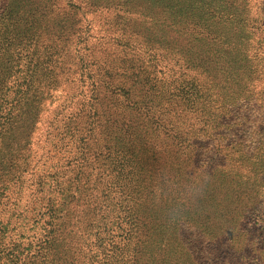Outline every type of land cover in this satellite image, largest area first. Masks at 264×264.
<instances>
[{"label": "trees", "instance_id": "trees-1", "mask_svg": "<svg viewBox=\"0 0 264 264\" xmlns=\"http://www.w3.org/2000/svg\"><path fill=\"white\" fill-rule=\"evenodd\" d=\"M0 264H264V0H0Z\"/></svg>", "mask_w": 264, "mask_h": 264}, {"label": "rangeland", "instance_id": "rangeland-1", "mask_svg": "<svg viewBox=\"0 0 264 264\" xmlns=\"http://www.w3.org/2000/svg\"><path fill=\"white\" fill-rule=\"evenodd\" d=\"M19 5L24 6V5H26V3L23 2ZM38 131H39V133H42V130L39 129ZM50 136H51L50 139H49V135H48L46 137V140H45V135L43 137V139L46 142V144H44V149H43V153L45 154V157L47 158V156H48L49 158H52V160L63 159L64 156L66 155L65 154V148L66 147L64 145L63 138L58 135V131H56V130H54V132ZM161 140H162V136H161V139H158V144H162ZM140 154L143 155L144 153L140 152ZM16 157H19V156H16Z\"/></svg>", "mask_w": 264, "mask_h": 264}]
</instances>
